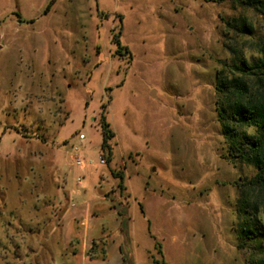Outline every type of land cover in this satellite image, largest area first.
Segmentation results:
<instances>
[{
  "label": "rangeland",
  "instance_id": "obj_1",
  "mask_svg": "<svg viewBox=\"0 0 264 264\" xmlns=\"http://www.w3.org/2000/svg\"><path fill=\"white\" fill-rule=\"evenodd\" d=\"M241 15L218 0H0V264H71L65 216L105 193L130 204L131 264H249L238 184L255 171L228 159L215 91L222 18ZM79 133L106 161L81 186Z\"/></svg>",
  "mask_w": 264,
  "mask_h": 264
},
{
  "label": "trees",
  "instance_id": "obj_2",
  "mask_svg": "<svg viewBox=\"0 0 264 264\" xmlns=\"http://www.w3.org/2000/svg\"><path fill=\"white\" fill-rule=\"evenodd\" d=\"M218 1H229L234 11L250 14V18L247 15L222 18L225 35L231 36L224 43L231 61L216 73V109L228 159L234 165L250 166L255 171L251 178L238 184V248L249 252V264H264V0ZM251 16L260 19L263 28ZM99 123L101 148L108 152L110 160L109 141L115 133L105 113ZM118 177L122 175L119 173ZM118 187L121 191L124 188ZM76 253L77 250L73 252ZM90 253L93 258L105 255L103 250Z\"/></svg>",
  "mask_w": 264,
  "mask_h": 264
},
{
  "label": "crops",
  "instance_id": "obj_3",
  "mask_svg": "<svg viewBox=\"0 0 264 264\" xmlns=\"http://www.w3.org/2000/svg\"><path fill=\"white\" fill-rule=\"evenodd\" d=\"M83 189L73 190L74 198H82L87 194ZM71 206L72 209L67 212L64 219L67 246L70 245L71 238H75L79 248L77 253L73 254L71 264L136 262L130 230L131 208L126 195L119 196L118 199H111L107 193L93 199L84 197L82 202ZM94 244L98 246L93 247ZM102 250L105 254L103 258L91 257V251L100 253Z\"/></svg>",
  "mask_w": 264,
  "mask_h": 264
},
{
  "label": "built area",
  "instance_id": "obj_4",
  "mask_svg": "<svg viewBox=\"0 0 264 264\" xmlns=\"http://www.w3.org/2000/svg\"><path fill=\"white\" fill-rule=\"evenodd\" d=\"M86 137L84 134H78V144L71 146L69 153L71 151V162L70 164L76 167L79 170L78 175L76 176V182L78 186L83 184V181L88 173L89 167H95L99 165H105L106 161L104 158H100L98 162L93 160H88L84 155ZM70 154V153H69Z\"/></svg>",
  "mask_w": 264,
  "mask_h": 264
}]
</instances>
